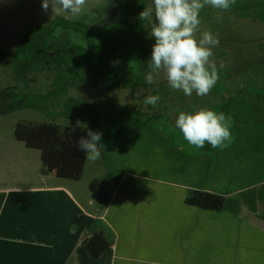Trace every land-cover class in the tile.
<instances>
[{
  "label": "crops",
  "instance_id": "obj_1",
  "mask_svg": "<svg viewBox=\"0 0 264 264\" xmlns=\"http://www.w3.org/2000/svg\"><path fill=\"white\" fill-rule=\"evenodd\" d=\"M1 3L7 7L0 5V37L18 35L24 26L57 15L44 13L42 0H27L30 7L26 0ZM263 3L236 0L225 11L239 20L230 25L232 37L241 21L253 22L245 31L256 29L254 44L264 42L261 9H247ZM21 5L33 12L29 23L19 21ZM205 16L210 23L211 13ZM222 25L228 28L225 21ZM14 26H19V31ZM219 99L228 103L222 112L226 118L240 120L235 136L251 141L253 149L264 145V120L257 124L251 119L254 108L260 112L264 99L251 104L241 97L238 101ZM216 104L214 100L212 105ZM147 132L137 134L146 139ZM110 133L108 130L102 136ZM153 134L162 145L161 138L166 136L161 131ZM113 140L101 142V157L87 159L78 179L41 174L42 158L30 152L27 144H0V264H264V171L260 161L252 162L240 175L226 176L212 169L209 158L215 156L211 148L204 146L187 154L178 143L168 148L164 142L158 150H151L146 140L150 160L133 163L131 156L121 162ZM168 153L178 160H160ZM6 159L23 162L15 182L7 183ZM203 159H207L205 164ZM92 172L93 178L87 179ZM194 189L224 195V208L214 211L189 204L186 196ZM97 232L110 243L99 256L87 246Z\"/></svg>",
  "mask_w": 264,
  "mask_h": 264
},
{
  "label": "rangeland",
  "instance_id": "obj_2",
  "mask_svg": "<svg viewBox=\"0 0 264 264\" xmlns=\"http://www.w3.org/2000/svg\"><path fill=\"white\" fill-rule=\"evenodd\" d=\"M126 3L130 4L129 7L125 6ZM145 3L146 0H88L79 16L71 17L70 19L64 18L69 22L75 23L76 28L79 29V35L75 34V32L65 34L74 44H79V47L76 46L74 55L80 61L88 64V42L94 44V42H98L97 40H103L105 51L102 52L98 48H95L96 59L92 63L99 68L110 69V71H107L103 76L88 77V81L91 80L89 85L95 84V86L91 88L87 86L81 96H75L73 99L68 100L71 102V107L68 109L71 112L66 115L58 114L57 112L65 113L68 111L61 96L65 87L70 86L68 81L63 84L60 83L58 90H55L51 86L49 101L46 102L47 95H44V92H41L36 97L38 105L48 106L47 113L43 112L39 107H32L29 110H18L0 117V144L15 147H18L19 144L26 145L15 134L19 121L54 122L62 125L71 124L95 127V131L101 132L102 135L107 134L108 130H111V133L107 137L102 136L101 142L108 140V142L112 143V133H114L115 137L113 141L118 145L114 146V148L119 153V160L121 162L129 159L131 156L133 163L143 160L148 161L151 158L148 156L150 154L147 146H151V150H158L160 146H163L164 142L168 148L178 143L181 145V152L190 154V152L193 153L199 148L189 145L183 139L182 133L175 127V118L178 117L179 111L192 112L200 108L198 104H206L204 108H213L218 113L226 112L227 102L224 101L222 104L221 101L220 104L217 103L214 106L212 105L213 101L219 98L231 99V97L237 95V88L243 86L245 88L241 91L242 94L240 92L236 96V100L241 97L247 104H251L260 98L264 99V42L253 44L254 39L258 36V31L251 28L245 31L249 26L254 25L253 22L246 21L240 22L238 33L232 41L221 42V44H228V46L234 47L229 51L228 55L235 52V56L229 58L223 69H219L218 66L219 79L208 95L198 97L193 92L191 97H187L181 91H173L166 80L163 79V73H161L158 85H144L145 75L150 69L148 63L137 56L138 51L134 48L139 47L143 50L146 53L145 58L148 61L151 56L152 46L155 43L154 37L149 35L150 26L148 22L138 19L139 13L146 6H152L151 0L148 2V5H145ZM0 5L5 8L7 7L4 3ZM26 6H28L27 0ZM26 6L21 5L18 14L19 21L22 23H29V17L33 15V12ZM216 11H209L204 8L200 12L201 28L211 30L214 35L219 34L223 29V21L226 22L227 26L239 21L230 15H225V11L224 15H222L223 19L216 20L214 19ZM208 12L212 15L210 23L205 16ZM47 13H52L51 9ZM66 16H71V13H67L64 17ZM2 17L0 16V21L3 19ZM50 20L52 18L47 19L44 17L40 19L42 22L28 24L21 31H19V26L18 28L14 26V28L19 31V34H23L27 28L30 27L29 29L33 30L37 25L36 28L41 25L42 27L37 33L44 32V25ZM250 20L252 21L253 19L250 18ZM19 34H15L12 37L4 35L0 38L15 41L18 36L20 37ZM131 36L135 39L136 44L131 43L129 40ZM50 38L46 37V44L51 43ZM218 38L221 40H231L224 35H218ZM243 39H247L248 46H245L246 42ZM53 40L56 43L53 47H58L61 50L71 47L61 38L60 34L55 35ZM239 41L244 43V45L238 44L237 42ZM15 45L16 43L14 42L11 47ZM220 49L221 47L217 50ZM249 53H254V55L250 56ZM65 54L67 55L68 53ZM107 61L112 65L107 66ZM71 64L73 65L71 69L76 70L78 65L73 64V61ZM13 74L15 75V71L11 70L8 76ZM88 76H91V74L89 73ZM5 83L7 81L4 79L0 80V85ZM141 89L143 90V94L137 95ZM144 95H159L161 99L155 107L149 105L145 108ZM75 109L81 112V115H76ZM221 109H225V111ZM236 112H238V109ZM260 112L264 113V105L260 107ZM260 112L254 108L251 115L253 117L251 119L257 124H260L261 120H264V116L258 115ZM142 114H145V116ZM230 122V130L233 137L231 136L230 140L220 147L226 150L222 149L219 152L220 148H212L207 143L204 145L211 148L210 152L215 156V159L209 158L212 169L220 171V174H225L226 176H229L231 173L240 175L244 169H249L252 162L260 161V169L264 171V145H259L256 149H253L251 141L244 139L243 136H235L236 129L241 126L239 118H234ZM141 131H148L146 139H142L137 134ZM153 131H161L163 136H166L165 138H161L162 145L158 143L159 138L153 136ZM118 134L119 136H117ZM146 140L149 142L147 146ZM155 142L157 144H153ZM30 152L39 154V159L41 158V150L39 148L31 147ZM108 156L109 154L106 155L107 158ZM177 157L173 153H168L166 156L163 155L160 160L172 162L173 160H178ZM206 161L207 159H203L201 163L205 164ZM22 163L19 159H6V165L9 168V174L6 177L7 183L15 182L14 180L19 177V166ZM108 163H111L110 160ZM108 165L110 166V164ZM42 166L41 161L39 170L41 174L57 177L53 173H43ZM92 178L93 172L87 179L90 180ZM187 197L188 195L186 199Z\"/></svg>",
  "mask_w": 264,
  "mask_h": 264
},
{
  "label": "clouds",
  "instance_id": "obj_3",
  "mask_svg": "<svg viewBox=\"0 0 264 264\" xmlns=\"http://www.w3.org/2000/svg\"><path fill=\"white\" fill-rule=\"evenodd\" d=\"M88 0H42V9L52 13H71L66 19L79 16ZM236 0H152V6H146L138 16L147 21L149 35L154 37L145 83L158 84L163 79L173 91H181L191 97L208 95L219 79V69L226 64L220 62L219 69L214 59L213 49L218 47V34L201 28L200 12L205 7L217 10L214 19L222 20V13L231 9ZM57 28L54 35H59ZM115 63V62H114ZM243 86V85H241ZM139 90L137 95H142ZM161 99L159 95L144 97L145 108L155 107ZM175 127L182 133L183 139L191 146L203 148L210 144L220 148L231 138V122L222 112L211 108H199L192 112L179 111L175 118ZM102 133L87 130L86 136L77 140V148L85 153V158L95 161L101 157Z\"/></svg>",
  "mask_w": 264,
  "mask_h": 264
},
{
  "label": "flooded vegetation",
  "instance_id": "obj_4",
  "mask_svg": "<svg viewBox=\"0 0 264 264\" xmlns=\"http://www.w3.org/2000/svg\"><path fill=\"white\" fill-rule=\"evenodd\" d=\"M260 7L261 4H257L247 9L258 8L260 10ZM260 11L264 15V10L261 9ZM65 15H67V13H61L52 17V20L44 25V32L37 33L42 27L40 25L36 28L38 26L37 25L33 30L28 28L25 33L21 34L20 37L18 36L15 41L0 38V80L4 79L7 81V83L0 85V114H7L11 111L18 110H29V108L32 107H39L43 110V112L47 113L48 106L38 105L36 103V97L41 92H44V95H47L46 102L49 101L51 86L55 90H58L60 83L63 84L66 81H68L70 86L65 87L61 96L65 107L68 110L71 107V102L68 100L73 99L75 96H81L87 86L90 88L95 86V84L89 85L91 80L88 81V77L92 78L93 76H103L107 71H110V69L99 68L97 65L92 63L96 59L95 48H98V50L102 52L105 51V48H103V46H105L103 40H97L98 42H94V44L88 42V64L80 61V59L74 55L76 46L79 47V44H74L65 34L68 32H75V34L79 35V29L76 28L75 23L65 20ZM230 27L231 26H228V28H226L223 26V29L218 35H224L226 38L231 40L219 39V46L213 49L217 67L220 62L223 61L226 63L230 57L235 56V52L228 55L229 51L234 47L228 46V44H221V42H229L234 39V37L231 36ZM57 28H62V32L60 33L61 38L71 47L64 50H61L58 47H53L56 45L53 40L55 35L53 34ZM46 37H51L49 39L51 42L50 44H46ZM129 40L131 43L136 44V41L132 36ZM243 40L245 41V39ZM14 42L16 45L11 47ZM245 42V46H248V41ZM237 43L244 45V43H241L240 41ZM219 47H221V49L217 50ZM134 49L138 51L137 56L141 57L146 63H148L145 58L146 53L139 47ZM65 53L68 54L66 55ZM250 54L251 53H249V55ZM72 61L73 64L76 66L78 65L76 70L71 69L73 67L71 64ZM106 64L107 66L112 65L109 61H107ZM11 70L15 71V75L13 74L8 76ZM89 73L91 76H88ZM145 84L146 83H144V85ZM244 88L245 86L237 88L236 94L238 95ZM240 94H242V92ZM237 95L231 97V99H236ZM220 102L221 100L217 99V103ZM225 102L227 101L225 100ZM74 111H76V115H81V112L77 111V109ZM69 112L71 111L68 110L65 113H57L66 115Z\"/></svg>",
  "mask_w": 264,
  "mask_h": 264
},
{
  "label": "trees",
  "instance_id": "obj_5",
  "mask_svg": "<svg viewBox=\"0 0 264 264\" xmlns=\"http://www.w3.org/2000/svg\"><path fill=\"white\" fill-rule=\"evenodd\" d=\"M263 7L264 4H261L260 8L264 10ZM88 129L95 131V127L91 126L19 121L15 134L29 147L41 150L43 173H53L61 178L78 179L83 176L87 159L85 153L77 148V140L80 136H86ZM186 201L202 208L220 211L225 206L226 197L214 192L194 189L190 191ZM109 244V238L97 232L90 237L87 246L95 256H99L109 247Z\"/></svg>",
  "mask_w": 264,
  "mask_h": 264
}]
</instances>
